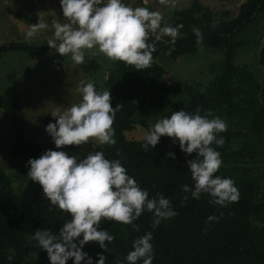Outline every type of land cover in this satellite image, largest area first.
<instances>
[{
    "label": "trees",
    "instance_id": "trees-1",
    "mask_svg": "<svg viewBox=\"0 0 264 264\" xmlns=\"http://www.w3.org/2000/svg\"><path fill=\"white\" fill-rule=\"evenodd\" d=\"M214 1L220 4V11L194 0L189 8L173 12L168 22H161V26L182 24L183 27L174 44L169 42L172 38L164 34L158 41L154 35L149 37V42L155 44L150 67L137 69L114 60L104 83L95 84L98 91L110 90L114 108L120 106L112 126L116 144H98L94 152L103 151L108 159H121L127 173L149 192V198L161 194L169 198L178 215L154 226L153 213L145 210L133 222L139 226L138 230L132 225L102 218L100 228L109 231L114 240L108 245V251L101 249L97 242L85 245L83 250L94 261L98 259L97 253H103L107 256L106 264L121 261L128 264L125 258L133 250L134 240L151 231L153 264H264V82L258 83L252 72L234 63L236 51L247 44L235 37L264 16V0H244L232 17L229 8L234 1ZM194 28H199L203 35L200 44L196 43ZM54 38L43 39L38 45L19 40L1 43L0 56L22 51L35 57L53 51L47 41ZM262 38H256L254 45H259ZM200 48L223 54L222 70L213 80L199 86L182 82L168 85L162 81L167 71L157 60H175L195 54ZM258 64L264 74V43L259 48ZM76 65L88 77H93L100 69L99 58L93 54H85V61ZM148 88H154L163 97L183 92L186 101L173 106L172 112L183 109L195 113L199 108L201 115L210 111L209 118L218 116L226 121L227 131L218 134L224 137L225 143L212 145L222 159L215 175L234 180L239 191L238 201L224 207L214 204L209 194L202 193L196 199L190 192L185 193L183 185L194 186L195 183L188 161L195 159L196 153L185 154L173 138L162 136L155 147L149 146L147 150L143 147L145 139H126L125 133L132 129L131 119L141 109L137 99ZM0 109L10 120L13 143L9 154L24 172H28V160L39 158L46 150L26 140V112L14 93L0 94ZM37 120L45 127L56 122L49 115L39 116ZM76 148V145H69L62 149L73 151ZM168 152L175 153V159L167 156ZM33 182L34 190L22 200L14 190L10 174L0 163V264H25L27 256L33 253L45 264H50L46 250L32 239L34 232L51 229L59 234L60 228L71 219L68 213L51 205L42 186ZM185 195L187 200H184ZM210 215L219 217L218 221L209 222ZM66 264H73V260L69 259Z\"/></svg>",
    "mask_w": 264,
    "mask_h": 264
},
{
    "label": "clouds",
    "instance_id": "clouds-1",
    "mask_svg": "<svg viewBox=\"0 0 264 264\" xmlns=\"http://www.w3.org/2000/svg\"><path fill=\"white\" fill-rule=\"evenodd\" d=\"M63 17L67 22L52 19L51 25L41 18L30 24L26 38L36 36L50 26L54 29V39L48 46L62 57L71 55L76 64L85 61V50L98 49L110 59L123 61L137 69L150 67L153 62L155 44L149 42L154 35L158 41L161 34L175 43L179 29L169 25L161 26L162 16L158 11L146 7H131L125 0H60ZM200 44L203 35L199 28L193 29ZM94 54V53H93ZM82 94L79 103L72 104L65 111L53 112L56 122L46 126L56 149L64 146H80L95 138L100 144L115 145V129L112 127L118 107L111 104L110 90L98 91L94 82H81L77 89ZM183 109L159 119L145 135V150L155 147L162 136L173 138L185 154L196 153V158L188 161L194 186L183 185L185 193L199 199L202 193L209 194L212 202L226 207L239 199V191L233 179L215 175L222 165L221 154L213 143H225L219 133L227 131V123L220 117L209 118ZM167 156L175 159V153ZM27 176L38 182L51 205H56L71 217L60 228L59 234L51 229H37L32 239L46 250L50 264H106L107 256L97 253L93 258L83 249L89 242H97L101 249L109 250L108 245L114 236L100 228L102 218L132 225L138 230L136 221L145 211L154 216V226L162 220L178 215L169 198L158 195L149 198V192L141 188L136 179L127 173L121 159H108L103 151L89 153L79 159L63 150H46L39 158H30ZM188 196L185 195L184 200ZM219 217L210 215L209 222ZM82 236V238H80ZM153 233L146 232L133 242V250L127 256L128 264H153L155 258L151 241ZM107 242V243H106ZM10 251H14L11 250ZM12 256H9V260ZM119 264H124L123 261Z\"/></svg>",
    "mask_w": 264,
    "mask_h": 264
},
{
    "label": "rangeland",
    "instance_id": "rangeland-1",
    "mask_svg": "<svg viewBox=\"0 0 264 264\" xmlns=\"http://www.w3.org/2000/svg\"><path fill=\"white\" fill-rule=\"evenodd\" d=\"M192 1L194 0H131L130 2L133 3L131 6L133 8L146 7L150 11L160 12L162 21L168 22L173 12L189 8ZM198 1L212 10L220 11L221 9L220 4L214 0ZM232 1L235 4L229 8L230 17L236 14L238 5L244 0ZM260 36L263 37L261 43L254 45V40ZM42 40L32 39L27 42L38 45ZM235 40L247 42L236 51L235 65L248 69L258 83H263L264 74L258 64V52L264 43V16L236 36ZM85 54L97 55L99 58L100 69L93 77L83 74L71 59L70 54L62 57L55 50L41 53L35 57L22 51H12L0 56V94L8 96L14 93V90L19 93L26 112V140L45 150H63L69 155H76L79 159L94 152L96 145L100 144L99 141L92 138L91 141L77 146L73 151L56 149L51 136L45 130L46 127L38 122L37 118L42 115L53 117V112L62 113L72 104L79 103L82 100V94L77 89L81 86L82 81L84 83L94 82L99 86L104 83L107 70L115 59L108 58L98 49L85 50ZM157 63L167 71L162 79L166 84L182 82L190 86H199L208 84L221 72L223 54L217 50L200 48L195 54L183 55L175 60L161 58L157 60ZM186 99L183 92L163 97L154 88H148L147 92L137 99L141 109L132 117V129L125 133L126 139L144 140L150 127L159 119L170 116L172 107L184 103ZM0 139L2 142L0 163L10 174L15 192L22 200H26L34 190L35 184L27 176L28 172H24L20 164L12 160L9 154L13 143L12 130L8 115L1 109ZM25 264L45 263L33 253L27 256Z\"/></svg>",
    "mask_w": 264,
    "mask_h": 264
},
{
    "label": "crops",
    "instance_id": "crops-1",
    "mask_svg": "<svg viewBox=\"0 0 264 264\" xmlns=\"http://www.w3.org/2000/svg\"><path fill=\"white\" fill-rule=\"evenodd\" d=\"M131 0H125L129 6H133ZM41 18L51 25L52 19L61 23L67 22L63 17L60 0H0V41L7 43L10 40L31 41L32 39H46L54 36V29L50 26L41 30L36 36L26 38L25 33L30 24H36ZM14 94L20 99L19 93ZM23 98V97H22ZM26 132V129H25Z\"/></svg>",
    "mask_w": 264,
    "mask_h": 264
}]
</instances>
